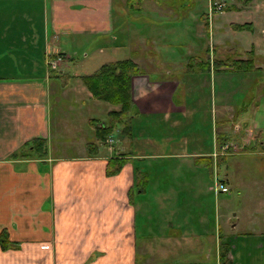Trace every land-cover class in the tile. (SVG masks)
<instances>
[{
	"label": "crops",
	"instance_id": "1",
	"mask_svg": "<svg viewBox=\"0 0 264 264\" xmlns=\"http://www.w3.org/2000/svg\"><path fill=\"white\" fill-rule=\"evenodd\" d=\"M178 2L181 0H0V264H138L139 249L144 264H149L153 239L149 221L153 219L149 197L141 196L147 194L149 177L135 161L177 158L194 166L203 160L217 167L216 178L230 189L238 186L232 180L235 176L221 177L218 164L254 153L223 150L225 145H237L229 132L232 126L241 131L238 122L245 118L246 110L236 107L228 94L218 109L209 99L213 85H181L172 77L157 80L148 75L160 67L172 72L203 67L202 61L193 63L199 56L195 43L202 33L199 0L183 1L181 12L174 7ZM261 7L264 5L257 12ZM237 9L245 12V8ZM116 14L120 16L117 20ZM126 14L136 20L129 29L122 23ZM184 23L198 28V35L192 33L190 52L184 53L186 59L179 58L174 44L184 32L180 28ZM165 24L179 29L170 32ZM244 24L255 25L251 20ZM117 25L129 32L125 45L144 51L134 49V56L125 60L145 67V74L132 78L130 134L120 127L118 137L115 133L111 138L119 145L123 138L130 139L128 148L116 150V155H127L128 163L119 175L107 177L108 161L116 155H111L112 147L101 146L96 135L94 143L80 141L83 150L72 158H55L49 152L43 158L41 154L51 136L54 93L66 96L71 92L84 106L101 107L102 101L82 82L83 75L68 71L71 63L80 67L82 63L75 58L83 51L84 59L94 60L86 51L105 56L92 68L94 74L105 64L121 61L116 57L120 49ZM87 38L97 39V46L87 44ZM105 48L110 49L109 54ZM155 54L164 56L157 61ZM48 58H61L57 70H49ZM83 64L81 70L89 66ZM83 71L90 73L87 68ZM255 108V121L263 123L264 102ZM80 121L89 126L95 122L87 121L86 116ZM68 124L64 130L70 132L74 126L71 129ZM203 129H210L214 136L211 148L206 146ZM253 140L248 131L245 142ZM33 143L38 150L31 148ZM260 144L264 149L263 142ZM257 154L264 156V150ZM248 164L254 169L252 160ZM259 185L262 205L259 209L257 204L252 206L253 216L238 212L230 218L228 212L220 216L217 209L214 228L206 215L193 224L192 218L183 225L174 222L171 227L177 233L164 237L161 258L178 264H220L221 249L229 248L233 264H264V182ZM167 197L163 201H169ZM224 205L229 207V201ZM222 217H228L224 228L219 224ZM143 222L147 224L141 238ZM4 241L8 250L3 249ZM190 254L194 262L187 260Z\"/></svg>",
	"mask_w": 264,
	"mask_h": 264
},
{
	"label": "rangeland",
	"instance_id": "2",
	"mask_svg": "<svg viewBox=\"0 0 264 264\" xmlns=\"http://www.w3.org/2000/svg\"><path fill=\"white\" fill-rule=\"evenodd\" d=\"M183 1L185 3L190 2V0H181L180 3L174 5L175 10L181 12ZM215 2L225 5L223 13H211V4ZM261 5H264V0H199L197 12L201 16L202 33L195 43L199 56L197 59H193V63L196 60L202 61L203 67L199 68L200 70H196V67H186V72H172V69L168 67H160L155 68L154 73H148L152 79L157 80L172 77L180 81L181 85H213L212 97L209 96V99L211 102L214 100V104L219 106L218 109L221 107L222 99L228 94L230 99H233L234 105L241 108V110H246L247 113L245 118L238 122L241 131L232 126L229 132L230 139L236 142L238 151L242 153L254 152L249 156H237L218 164L221 177L235 176L232 180L238 184L233 189L231 188L232 191L230 189L229 194H216L214 192L216 179H218L216 178L218 169L216 166L213 167L210 162L205 163L201 160L196 165L190 166V164L177 158L149 159L146 162L135 161L136 165L139 163L141 172L149 177L147 194L141 195L142 197H149L150 217L153 219L151 222L149 221V229L153 233H150L153 239L150 238L152 241H150L151 244L148 249L152 255L149 264H178L179 261H167L161 258V248L163 247L161 243L164 237L169 232L177 233L171 227L174 222L183 225L184 223L187 224L188 218H192L191 223L193 224L200 216L206 215L210 220L209 226L214 228V216L217 209L220 211V216L228 212L230 218H233L239 212L248 217L253 216L254 208L252 206L257 204V209H259L262 205L259 203V199L262 198L259 183L264 182V171L261 170L264 156L257 153L264 150L260 144V142L264 144V122L258 123L255 121V106L264 102V7H261L262 10L257 12L258 7ZM237 8L241 10L245 8V12L243 13ZM146 15L148 14L145 12L144 18ZM119 17L116 14V20ZM249 20L255 23L249 30L240 31L232 28V25L236 26L240 23L245 25L244 22H249ZM167 22L170 23V20ZM122 23L129 29L131 24H136V20L132 21L130 14H126L122 18ZM184 24V27L180 28H183L185 35L180 34L179 42L174 43L179 58H182L181 55L184 56L182 59H186L184 53L190 52L192 33L198 35L197 27L190 28L186 23ZM118 28L119 25L116 29V34L119 35L118 46H120L116 54L117 59L131 58L134 56L135 50L144 52L138 46L134 50L131 48L132 46L125 45L129 38V32L127 33L124 30L126 28ZM165 28L170 29L168 30L170 32H172V29H179L178 26H170L169 24H165ZM171 40L175 41V39ZM86 41L87 44L93 43L97 46V39L87 38ZM167 44L172 45V43ZM172 47L174 48V46ZM105 49L109 54L110 49ZM84 52H80L75 60L81 62V65H84L83 62L87 63L89 66L83 67V70L87 68L90 73L81 70V65L76 67L75 63H71V71H68L70 75H92L95 72L92 68L97 62L105 60L103 58L105 56L99 54L98 51L94 53L86 51L88 54H92L90 56L94 57V60L93 58L84 59ZM153 52L152 50L151 53ZM168 56V59H173V55ZM162 57L161 54H155L153 58L158 61ZM188 61H192V59ZM237 61L242 62L237 63ZM247 61H253V67ZM142 69H145V67ZM59 86L62 87L63 85ZM100 105L101 107L92 106L93 109H91L90 105L84 106L80 99L72 95L71 92L66 96L54 93L51 99V136L47 141L49 155L55 158H72L79 155L83 150L82 147L80 148V141L87 139L88 142L94 143L93 128L89 126V123L83 124L80 121L81 118L86 116L87 121L94 120L96 123L109 122V111L120 107L105 102H100ZM258 118L260 117L258 116ZM72 119L75 122L72 123ZM68 122L70 123L68 124ZM67 124L71 129L74 126L72 131L64 130ZM73 130H76V133ZM248 131L252 133L254 140L247 144L245 141ZM116 134L118 137V133ZM202 135L206 141V146L211 148L214 139L211 130L203 129ZM255 138H257L256 142ZM129 141V138H123L122 145H119L116 144L115 140L110 142L109 139L106 145L100 144L104 147L107 146V148L112 147L111 155L115 156L116 150L119 148H121V151H124L126 147L128 148ZM244 144H247V149H245ZM90 145L93 146V144ZM89 152H92V150H89ZM127 152L130 153V149H127ZM250 160L255 166L254 169L247 167ZM246 163L247 165H245ZM257 182L258 184H256ZM210 188H212V192L209 190ZM215 195H217V198ZM167 196H169V201H163L162 198ZM227 201H229V207L224 205ZM226 218L228 217H222L219 220L222 228L227 225ZM146 224L143 222L139 226L141 238ZM142 252V250H138V264L146 262L143 261L145 257ZM191 256L193 254H190L187 260H193L194 262L195 259H191Z\"/></svg>",
	"mask_w": 264,
	"mask_h": 264
},
{
	"label": "trees",
	"instance_id": "3",
	"mask_svg": "<svg viewBox=\"0 0 264 264\" xmlns=\"http://www.w3.org/2000/svg\"><path fill=\"white\" fill-rule=\"evenodd\" d=\"M235 30H249L252 28L251 24L232 25ZM242 61H237L240 63ZM245 62V61H243ZM248 64L254 65L253 61H247ZM236 65V64H235ZM145 72L137 64L131 60H121L115 63H108L103 65L95 74L83 76L82 82L86 88L91 92L96 100L120 106L118 112L109 113L110 120L107 124L99 125L92 122L91 126L95 132L98 141L104 145L108 140L113 138L116 131L123 127V133L130 134V123L134 118V103L131 96V82L135 76H142ZM44 141H42L43 143ZM31 148L35 151L38 146L35 143ZM30 148V149H31ZM48 156V150L41 154V157ZM127 155H116L108 161L106 175L107 177H114L120 174L125 165L128 163ZM6 236V235H5ZM8 242H3V249L8 250ZM220 264H233L229 258V248H223L220 251Z\"/></svg>",
	"mask_w": 264,
	"mask_h": 264
},
{
	"label": "built area",
	"instance_id": "4",
	"mask_svg": "<svg viewBox=\"0 0 264 264\" xmlns=\"http://www.w3.org/2000/svg\"><path fill=\"white\" fill-rule=\"evenodd\" d=\"M225 5L215 2L211 4L210 11L211 13L216 12V13H223V8ZM61 62L60 59H51L48 58L46 60V66L49 68V70H57L59 63ZM112 142V140H110ZM224 152L232 151L234 153L238 152V148L236 146L232 145H225L223 148ZM214 192L216 194H229L230 193V188L227 186L223 181H220L219 179H216L215 187H214Z\"/></svg>",
	"mask_w": 264,
	"mask_h": 264
}]
</instances>
